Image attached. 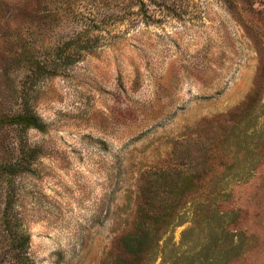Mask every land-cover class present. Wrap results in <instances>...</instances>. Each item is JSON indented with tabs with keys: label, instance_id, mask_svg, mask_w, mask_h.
Segmentation results:
<instances>
[{
	"label": "rangeland",
	"instance_id": "1",
	"mask_svg": "<svg viewBox=\"0 0 264 264\" xmlns=\"http://www.w3.org/2000/svg\"><path fill=\"white\" fill-rule=\"evenodd\" d=\"M26 102L0 264L7 196L31 264H264V0H0V117Z\"/></svg>",
	"mask_w": 264,
	"mask_h": 264
},
{
	"label": "trees",
	"instance_id": "2",
	"mask_svg": "<svg viewBox=\"0 0 264 264\" xmlns=\"http://www.w3.org/2000/svg\"><path fill=\"white\" fill-rule=\"evenodd\" d=\"M57 65H55V68L47 70V64L46 63H37L35 71L39 74H45L51 73L56 70ZM11 123L16 126V128H19L22 132H25L26 129L33 128L38 131H44L45 126L41 119L32 111L29 104L26 102L24 103L21 111L15 115L10 116V119L6 116L0 117V124H7ZM19 153V159L15 162H5L3 164H0V176L2 177H8L13 178L14 176L27 172L29 170V166L31 165V162L34 160L36 155L38 154V150L34 148H29L27 144L22 145V148H18ZM14 210L13 207V197L7 196V202L4 208L3 212V223L5 224V228L8 230V236L11 240L10 242V249L13 253V258L16 260V262L20 264H31L29 261V258L27 256V248L29 243V237L28 235L22 233L16 227H18V223L13 222V217H8V215L12 214V211ZM161 218V217H160ZM153 219H159L153 218ZM154 224V225H153ZM151 228L150 225L145 226V231L148 233H151V231L157 232L159 230L157 222L152 223ZM143 230L142 235L139 234H132V233H126L121 239V243L124 249L125 256L133 255L137 253H143L147 248L145 237L148 235ZM147 261L142 262L140 264H146Z\"/></svg>",
	"mask_w": 264,
	"mask_h": 264
}]
</instances>
